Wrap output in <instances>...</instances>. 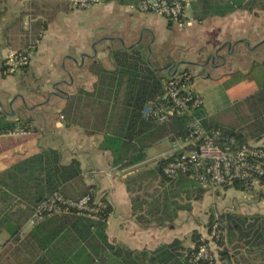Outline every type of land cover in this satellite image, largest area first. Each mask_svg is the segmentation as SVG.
<instances>
[{
  "label": "trees",
  "instance_id": "trees-1",
  "mask_svg": "<svg viewBox=\"0 0 264 264\" xmlns=\"http://www.w3.org/2000/svg\"><path fill=\"white\" fill-rule=\"evenodd\" d=\"M5 1L0 0V19L6 13L2 9ZM101 1L122 5L139 2ZM230 2L222 5V0H199L194 4L195 16L203 20L247 7L244 0ZM65 3L66 0L52 6L53 12H47L49 17L34 22V27L45 31L58 11L71 9ZM199 5H202L200 10ZM49 7L48 4L36 6V14L39 11L44 14L43 9ZM113 58L116 64L113 71L93 66L92 71L98 77L94 90L74 95L63 115L68 125L79 126L88 135L102 134L100 149L110 152L113 166L124 170L144 163L146 150L157 142L184 137L193 118H204L205 114L202 109L193 116L177 117L166 125L145 118V107L165 93L169 76L157 71L138 48L115 51ZM245 103L252 115L247 125L237 128L206 119L205 126L220 130L238 146L261 140L264 138V87ZM21 126L30 131L32 120ZM15 128L16 123L0 118V133H10ZM167 162L162 158L153 168L140 169L125 181L131 195L132 217L142 228L174 225L180 213H191L194 203L201 202L208 193L189 176L168 179L164 173ZM223 188L250 191L240 182ZM96 193L97 186L87 183L81 162L73 159L64 163L61 151L55 149L43 150L0 174V235L7 232L11 236V240L0 245V264H264V215L239 216L227 212L217 218L212 216L205 226L211 231L215 222L219 224L220 238L214 240L216 252L210 251L211 258L196 260L202 247L211 248L210 241L198 230L191 234L193 247H186L178 238L153 250H133L112 244L108 219L113 205L106 194L101 196L97 220L69 207L65 214L46 217L20 236L37 206L55 194L79 202L89 195L95 198Z\"/></svg>",
  "mask_w": 264,
  "mask_h": 264
},
{
  "label": "crops",
  "instance_id": "crops-1",
  "mask_svg": "<svg viewBox=\"0 0 264 264\" xmlns=\"http://www.w3.org/2000/svg\"><path fill=\"white\" fill-rule=\"evenodd\" d=\"M185 1L189 7L182 27L155 14L133 12L130 7L136 4L101 2L86 10H60L48 22L47 29L41 31L33 23L42 19L40 12L36 14V6L45 4H41L42 0H6L2 7L6 13L0 19V118L16 123L15 130L25 133H0V174L46 149L60 150L64 163L79 160L87 183L96 185L99 195L106 194L113 205L108 219L110 242L133 250H153L177 238L185 242L193 231L177 229V235L166 239L167 227L145 229L138 225L132 217L131 195L125 181L139 169L127 172L136 167L124 170L114 167L112 154L100 149L102 134L88 135L85 129L68 125L63 112L74 95L94 90L98 77L92 71L93 66L113 71L115 51L138 48L166 76L184 74L186 66H190L192 74L186 71V80L203 100L205 120L233 126L228 119L219 118L218 104H223L220 107L223 110L240 103L246 105L245 100L264 87V0H244L247 4L244 9L203 20L195 16L194 4L199 0ZM227 3L230 0H222V5ZM65 4L71 7L69 0ZM198 7L202 9V5ZM15 26L26 36L19 45L6 40L10 39L6 32ZM34 31L36 36L31 37ZM37 40L40 43L31 65L16 75H8L4 67L6 57ZM204 86H210L209 90ZM220 87L219 95L210 91ZM57 88L70 97L59 99L52 95ZM38 104L44 107L38 108ZM27 120L33 123L30 131L21 126ZM251 143L264 145V138ZM100 158L105 161L102 163ZM232 189L238 190H228ZM260 197L254 212L264 215V190ZM203 200L194 203L191 213H180L178 220L186 215L193 220L195 206L202 205ZM204 230L206 233L199 231L203 237L207 235V229Z\"/></svg>",
  "mask_w": 264,
  "mask_h": 264
},
{
  "label": "built area",
  "instance_id": "built-area-1",
  "mask_svg": "<svg viewBox=\"0 0 264 264\" xmlns=\"http://www.w3.org/2000/svg\"><path fill=\"white\" fill-rule=\"evenodd\" d=\"M101 2L71 0L70 6L72 9L86 10ZM188 7L189 2L185 0H139L130 9L133 12L158 15L182 27ZM39 43L37 40L21 51L10 53L4 62L6 73L13 76L30 66ZM184 76L176 74L169 77L165 93L145 107V118L166 125L177 117L193 116L203 109L202 98L190 89ZM204 120L203 117H194L184 137L174 141L167 138L172 143V149L165 157L168 160L164 170L166 177L173 180L179 176H189L208 192L239 182L250 191L256 187L264 190V145L250 143L238 146L234 139L226 138L220 130L205 126ZM24 133V130H15L9 134ZM100 199L98 192L95 198L89 195L79 202L55 194L37 206L30 223L36 225L46 217L65 214L69 207L76 208L82 216L97 220ZM205 238L210 244L220 238L218 222L213 224L211 231H207ZM210 251L211 248L202 247L196 260L211 258Z\"/></svg>",
  "mask_w": 264,
  "mask_h": 264
},
{
  "label": "rangeland",
  "instance_id": "rangeland-1",
  "mask_svg": "<svg viewBox=\"0 0 264 264\" xmlns=\"http://www.w3.org/2000/svg\"><path fill=\"white\" fill-rule=\"evenodd\" d=\"M64 0H42V3L54 6L56 4L62 3ZM71 0H69L70 2ZM43 6V5H42ZM45 12L42 14V19L40 20H46L49 17V13L47 12H53V7L45 8L43 9ZM36 11V10H35ZM40 12V11H39ZM34 18V17H33ZM190 18H192L190 16ZM36 31L31 33V37L36 36ZM7 36H10V39H6L8 43L12 45H19L22 43V38L26 37L25 34H22L19 31V28L17 26L9 29L8 32H6ZM20 36V39L19 37ZM12 37V38H11ZM16 37V38H15ZM148 61V58H147ZM149 62V61H148ZM191 72V71H190ZM188 71L189 74H192ZM186 73V74H188ZM185 74V75H186ZM188 75L184 76L186 79ZM188 81V80H186ZM210 86H204V89L208 91ZM211 92H217V94H221L222 88L220 87L219 90L211 89ZM222 103L220 102L218 104L219 108L217 110V114L219 115V118L221 119H228L230 121V124H232L235 127H241L251 122L252 115L249 112L247 106L244 103H240L233 108L229 110H223ZM172 149V143L169 140H162L153 146H151L148 150H146L147 160L145 164H142L139 167L133 168L131 170H128L127 172H132L133 170L137 169H147V168H153L156 166L157 162L165 158L167 156V153ZM105 154L106 152H100V154ZM107 154L111 155V153L107 152ZM100 161L103 163L105 159L100 158ZM104 165V164H102ZM262 193V190L256 187L252 191H241V190H228L225 188H220L217 190H211V192H208L206 197L204 198L202 205H196L195 206V215L190 219L191 216L186 215L187 217H184V219H180L175 222V225H173V228L167 227L165 229L166 232V239H172L174 235H177L178 231L177 229L181 230L182 228H185V230H190L191 232L197 229L200 232H205V224L209 223V219L212 216H215L216 218L224 213H233L235 215L239 216H252L256 212H254V206L256 205L257 201L259 200L260 194ZM209 194V195H208ZM245 195V196H243ZM192 223L191 225H188L189 223ZM32 229V225L30 222L23 228L20 236L22 237L24 234L28 233ZM208 231V230H207ZM190 232V233H191ZM11 240V237L9 234L4 233L0 237V244L6 243V241ZM185 246L190 247L192 245V238L191 234L185 238ZM210 246L213 249H216L215 243H211Z\"/></svg>",
  "mask_w": 264,
  "mask_h": 264
},
{
  "label": "water",
  "instance_id": "water-1",
  "mask_svg": "<svg viewBox=\"0 0 264 264\" xmlns=\"http://www.w3.org/2000/svg\"><path fill=\"white\" fill-rule=\"evenodd\" d=\"M76 64H77V63H76ZM169 67H172V66H167V69H168ZM175 67H176V66H175ZM186 67H187V68H186V70H184V74H185L186 71H189V67H190V66H186ZM156 70L159 71V72H162V70H160V69H156ZM66 74H67V76L69 77L70 82H72L73 79H72L71 74H70L69 72H67ZM63 83H64L65 85H67V86L69 85V83H68L67 80H64ZM55 88H56V86H55ZM52 95H54L55 97H57V98H59V99H62V98H65V97H70V96H69V93L65 92L64 90H62V89H60V88H57V89L55 90V93H53ZM50 96H51V95H50ZM21 100H22V102H23L24 107H27L26 100L24 99V97H21ZM37 107H38V108H42V107H44V104H38ZM61 112H62V111L60 110V113H61Z\"/></svg>",
  "mask_w": 264,
  "mask_h": 264
}]
</instances>
